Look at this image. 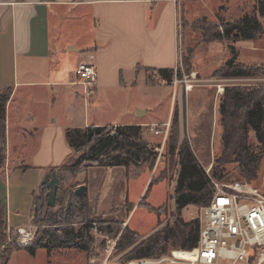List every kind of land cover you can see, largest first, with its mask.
Instances as JSON below:
<instances>
[{
	"label": "rangeland",
	"instance_id": "obj_1",
	"mask_svg": "<svg viewBox=\"0 0 264 264\" xmlns=\"http://www.w3.org/2000/svg\"><path fill=\"white\" fill-rule=\"evenodd\" d=\"M252 4L253 0H180L176 4L181 16L178 29L179 58H176V66L172 68L181 69V78L174 76L172 81L167 82L158 73V68L144 69L141 67L137 71L123 69L120 77L125 84L107 87L103 85V87H98L97 93L93 92L85 98L80 85H69L67 87L70 89L64 90L57 96L54 106L51 105L50 98L45 93L25 101L24 113L27 117L31 116L35 120L48 117L49 112H52L54 116H57L60 129L68 126L70 128H82L87 124L85 118L89 123L124 122L134 117L137 110L144 111L143 114L135 116V120L142 122V139L155 150L156 156L151 162L125 168L127 171L125 178L127 180L125 179V183L124 179L119 180L115 188V203L108 207L104 204L106 185L104 175L101 173V170L105 167L97 165L95 162H84L77 168L71 169L70 165L75 157L70 149L65 154L64 163L55 171L57 175L56 204L52 210L71 215L70 217L68 215L64 216V219L75 222L74 225L77 227L82 215L79 214L78 209L85 201L87 207L84 217L88 221L91 220L93 224L91 229L94 238L93 248L87 254L72 248L52 249L47 256L45 252L39 250L34 257H28L29 255L22 252L18 253L19 255L12 256L7 264H99L104 258L102 248L106 240L114 238L113 234L104 235L99 231V226H102V224L116 222L114 225L121 230L123 224H127L128 219V221L130 220L128 226L132 230L140 235H146L156 226L157 221L160 226H163L170 220V216L175 210L172 197L178 170L177 155L175 151L171 152L168 148L170 136L172 135L176 139L178 145L185 140L195 159L209 175L214 165V159L221 149L218 104L224 85L235 83L264 84V36L255 40L235 42L213 40L205 42L200 39V30L195 27L196 23L193 26V21L205 17L207 22L212 21L217 24L216 15L224 20L235 19L244 12L250 11ZM80 18L75 16L74 11L70 10L69 13L61 11L54 18L60 32H57L58 29L56 28L53 36L59 35L57 40L60 42H64L68 38L72 39L74 35L71 32L76 28V24L80 25L79 29L90 25L91 18L88 15H82ZM200 22L205 23L204 21ZM87 39V32L82 29L81 36L77 35L76 40L83 44ZM187 45L192 48L189 57L190 72L188 74L181 68V55L187 53L185 51ZM230 47H233L236 52L238 64L253 68L258 72V77L225 79L218 76V68L230 57ZM75 48L78 50L80 46H75ZM73 56L75 57L50 58L48 62L50 73L51 71L57 74L62 72L64 75L65 72L74 69L78 62L87 60V56L81 52L73 54ZM91 62L94 64L93 58ZM49 77L48 72L45 70L43 74H35L34 79L40 80ZM39 88L42 89L43 87ZM8 93V88H0V101ZM174 112H176L177 121L175 131L172 133ZM12 114L11 106L10 111L7 110L5 114L6 126L10 125L11 128V153L13 144ZM107 126L114 125L107 124ZM151 126L159 129L160 132L158 134L153 133ZM27 127L32 128V126ZM252 136V133H250V137ZM19 162L31 164L33 160L29 158L28 154H22L20 158L10 155L9 163L11 166ZM235 166L236 164L225 165L226 171H230L227 176L236 174ZM42 169L45 170V167ZM147 174H150V179L152 178L153 182L146 197L141 199L150 180L146 181ZM211 181L214 191L215 184L224 189L233 184H245L264 193V154L258 178L254 182L248 184V182H235L231 179L228 181L212 179ZM81 184L87 187L89 184L98 185L99 191L96 201H90L88 190L83 194L75 193V189ZM124 186L127 188L128 200L120 201L118 194H121ZM46 192L47 189H39L40 202L38 203L46 202ZM24 195L25 193L22 192L21 196H16L17 203H20V199L23 197L26 198L21 200V204L26 199L30 200V195ZM79 195H84V200L79 199ZM130 202H138L139 204L135 206ZM146 205L159 207L160 209L151 211ZM200 211V207L188 205L181 210V217L184 220L199 217ZM26 213L28 212H25V215L22 213V216L16 217L15 221L32 232L33 241L38 228L42 225L35 222L34 219L29 223L28 214ZM6 233L0 243V251L3 250V246L9 244L11 239L12 241L17 239L15 230L10 235ZM120 256V253L115 254L110 257V261L116 262ZM92 258L95 259L94 263L90 262ZM230 263L229 259L219 261V264ZM236 264H245V262Z\"/></svg>",
	"mask_w": 264,
	"mask_h": 264
},
{
	"label": "crops",
	"instance_id": "obj_2",
	"mask_svg": "<svg viewBox=\"0 0 264 264\" xmlns=\"http://www.w3.org/2000/svg\"><path fill=\"white\" fill-rule=\"evenodd\" d=\"M70 10L78 18L82 15L91 18L90 25L85 28L81 26L88 36L83 44L76 40L77 35L81 36L82 32L78 24L75 31L71 32L74 35L72 39L60 42L57 40L59 35L53 36L56 28H59L54 20L55 16L61 11L69 13ZM180 18L179 8L175 4L159 0H0V88L9 89L5 114L7 110L10 111L11 106L13 112L12 153L11 128L10 125L6 126L4 117L6 156L0 165V205L4 211L6 230L12 232L22 227L15 218L22 216V213L25 215V212H28L26 214L30 223L35 208L33 198L43 184L44 175L56 171L64 163L65 154L70 150L64 136L66 128L70 127L60 129L57 116L49 112L48 117L34 120L24 113L26 100L45 93L54 106L57 96L70 89L67 86L77 85L74 83L76 67L64 75L62 72L50 73V58H72L75 57L73 54L81 52L87 56V60L83 62H90L96 71L94 92L97 93L98 87L103 85L120 86L125 84L120 77L123 69L137 71L141 67L150 69L176 66V58H179ZM71 46H80V49H68ZM92 58L94 64L91 62ZM45 70L49 78L34 79L35 74H43ZM135 116L137 115L124 122L89 123L85 118L87 124L83 127L107 124L142 126V122L136 121ZM11 154L16 158L28 154L33 163L19 162L11 166ZM44 167L45 170L42 169ZM101 171L106 185L104 204L109 207L115 203V188L119 180L124 179V183L126 182L127 171L122 166L105 167ZM147 176L146 181L150 179V174ZM92 184L85 186L90 201H96L99 189L98 185ZM22 192L25 193L24 196L30 195V200L26 199L21 204L23 197L17 203L15 198L21 196ZM118 197L120 201L128 200L126 186ZM130 203L135 206L138 204ZM129 221L127 219L126 223L129 224ZM39 250L48 255L43 248L37 249L33 256L21 249L14 251L9 260L22 252L28 257H34Z\"/></svg>",
	"mask_w": 264,
	"mask_h": 264
},
{
	"label": "trees",
	"instance_id": "obj_3",
	"mask_svg": "<svg viewBox=\"0 0 264 264\" xmlns=\"http://www.w3.org/2000/svg\"><path fill=\"white\" fill-rule=\"evenodd\" d=\"M215 17L217 24L207 22L205 17L193 21V26L196 23L195 27L200 30L201 40L235 42L255 40L264 36V0H253L251 10L235 19L224 20L218 15ZM198 21L205 23H197ZM186 48L187 53L181 55V68L188 74L192 48L189 45ZM229 49L230 57L217 70L219 77L225 79L258 77V72L253 68L239 65L234 48ZM157 70L167 82L172 81L174 76L181 78L182 74L180 68L163 67ZM8 95L0 101V165L5 158L4 114ZM218 114L221 149L214 159L209 175L195 159L188 143L183 140L178 145L176 139L170 136L168 148L177 155L178 170L172 197L175 210L165 225L160 226L157 221L156 226L146 235L138 234L128 224L121 230L114 225L116 222L99 226V231L104 235L113 234L116 237L119 234L112 256L119 253L121 256L115 263L139 258H158L172 250L193 249L199 236L200 218L184 220L181 217V210L188 205L200 208L206 206L214 193L212 179L224 181L231 179L248 184L257 180L264 154V84H225L218 104ZM176 121L177 115L174 112L172 133L175 131ZM141 129L139 125H89L83 128H66L65 140L75 157L70 168L75 169L84 162H95L103 167L129 168L153 161L156 152L142 139ZM226 164H236L234 167L236 174L227 176L230 171H226ZM152 182L151 178L141 199L146 197ZM43 188L48 189L41 184L40 189ZM78 198L84 200V195H79ZM39 199L38 194L33 198L35 210L32 219L39 222L42 227L38 228L33 241L27 245L16 244V240L11 239L9 244L3 246V250L0 251V264H7L11 254L21 249L33 256L39 248L45 249L47 254L52 249L70 248L87 254L93 248L94 238L91 234L93 224L84 217L87 207L85 201L78 209L82 215L78 226L75 227V222L64 219L71 215L52 210L56 201L54 206H48L46 202L38 203ZM146 207L151 211L160 209L151 205ZM5 228L4 211L0 205V243L6 233Z\"/></svg>",
	"mask_w": 264,
	"mask_h": 264
},
{
	"label": "built area",
	"instance_id": "obj_4",
	"mask_svg": "<svg viewBox=\"0 0 264 264\" xmlns=\"http://www.w3.org/2000/svg\"><path fill=\"white\" fill-rule=\"evenodd\" d=\"M154 1V0H151ZM178 4L180 0H161ZM75 82L81 86L84 98L94 92L96 71L90 62H80L74 72ZM153 133L159 129L151 126ZM208 204L200 211V231L196 247L188 252L190 258H179L172 250L158 258L131 259L123 263L110 261L118 236L108 238L102 248L104 258L99 264H219L229 259L230 264H264V193L245 184H233L227 189L215 184ZM125 225V224H123ZM28 228H17L16 243L27 245L32 241ZM7 234L12 232L7 229ZM91 263L95 259L90 260Z\"/></svg>",
	"mask_w": 264,
	"mask_h": 264
},
{
	"label": "water",
	"instance_id": "obj_5",
	"mask_svg": "<svg viewBox=\"0 0 264 264\" xmlns=\"http://www.w3.org/2000/svg\"><path fill=\"white\" fill-rule=\"evenodd\" d=\"M68 49H75L74 47H70ZM144 111L141 110H137L135 115H141L143 114ZM42 183L48 188L46 195V204L48 206H54L55 204V194H56V185H57V175L55 171H51L47 174L44 175ZM86 186L85 185H79L76 189H75V193L76 194H82L83 192L86 191ZM35 210V208H34Z\"/></svg>",
	"mask_w": 264,
	"mask_h": 264
},
{
	"label": "bare ground",
	"instance_id": "obj_6",
	"mask_svg": "<svg viewBox=\"0 0 264 264\" xmlns=\"http://www.w3.org/2000/svg\"><path fill=\"white\" fill-rule=\"evenodd\" d=\"M174 251V255L179 257V258H190L193 257V253L192 252H188V250H173Z\"/></svg>",
	"mask_w": 264,
	"mask_h": 264
}]
</instances>
